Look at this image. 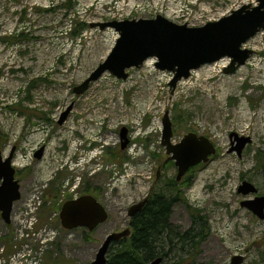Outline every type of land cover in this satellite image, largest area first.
<instances>
[{"label":"rangeland","instance_id":"obj_1","mask_svg":"<svg viewBox=\"0 0 264 264\" xmlns=\"http://www.w3.org/2000/svg\"><path fill=\"white\" fill-rule=\"evenodd\" d=\"M64 2L0 0V148L3 157L14 150L21 191L10 224L0 218V264H29L40 257L43 264H91L106 235L127 227L128 207L155 184L158 165L166 163L160 144L166 110L173 142L192 131L217 148L192 172L191 184L181 188L199 212L193 217L179 202L172 210V225L186 229L196 220L205 228L195 249L181 251L182 263L189 264V258L195 264H232L239 258V264H264V220L241 205L264 195V33L244 44L253 53L234 72L225 73L220 60L205 64L172 92L171 73L157 70L154 58L128 69L124 80L106 71L83 93L72 90L114 44L112 29L90 27V22L161 14L198 26L257 0H71L72 7ZM122 126L129 128L132 142L119 149ZM147 127L145 149L138 134ZM232 133L250 138L240 154L230 151L236 143ZM88 137L105 141V149L86 163ZM40 147L42 155L36 158ZM76 159L77 165L72 163ZM168 163L166 178L174 174ZM75 177L81 183L72 187ZM243 180L257 191L238 192ZM161 183L157 180L155 189ZM82 185L99 190L109 218L92 231L64 230L57 215L60 204ZM37 200L42 208L31 225L29 209ZM176 254H168L165 263L177 264Z\"/></svg>","mask_w":264,"mask_h":264},{"label":"water","instance_id":"obj_2","mask_svg":"<svg viewBox=\"0 0 264 264\" xmlns=\"http://www.w3.org/2000/svg\"><path fill=\"white\" fill-rule=\"evenodd\" d=\"M258 4H243L233 9L229 14L217 20L208 21L200 26H188L186 23L177 24L161 15L154 18H138L109 20L105 22H92L91 26L98 25L101 29L112 27L119 37L106 59L73 90L76 93L83 92L89 82L97 79L102 72L109 70L117 77L125 78V68L140 66L144 59L155 56L157 68L170 70L173 77L169 82L171 91L177 81L182 77L190 75V70L200 65L218 60L223 56L231 58L225 72H232L237 66L243 64L252 50L242 48V44L253 36L257 31H264V0H257ZM66 113L61 115L59 122L63 120ZM162 144L166 145V152L171 153L169 158L174 159L177 166L176 178L179 180L185 171L200 161H206L208 155L215 151L213 144L203 135L188 132L181 140L172 144L171 121L168 111L163 118ZM121 137H125V129L120 131ZM248 138H238V143L232 149L240 154ZM127 138L122 141L124 147ZM35 156L39 158L42 148L38 149ZM12 152L2 159L0 152V215L5 222L10 221L12 204L20 197L19 181L14 178L15 169L11 166ZM255 187L247 181L238 186V191L244 194L255 191ZM260 202L259 205L257 203ZM242 205L250 208L259 217L264 218V195L253 200H244ZM141 203L132 205L129 214L140 209ZM61 224L65 228L84 226L93 229L96 225L107 218V212L102 204L90 194H83L75 199L67 200L60 210ZM129 233L128 229L120 232H112L107 235L98 249L91 264H104L105 253L112 240H117ZM161 257L144 262L142 264H159ZM239 258L233 260L237 264Z\"/></svg>","mask_w":264,"mask_h":264},{"label":"trees","instance_id":"obj_3","mask_svg":"<svg viewBox=\"0 0 264 264\" xmlns=\"http://www.w3.org/2000/svg\"><path fill=\"white\" fill-rule=\"evenodd\" d=\"M64 4L69 7L72 6L71 0H65ZM74 32L75 27H71V33ZM78 33L80 31L75 34ZM4 142L5 140H2L1 143ZM171 182L173 186L178 183L175 179H171ZM190 183V180L186 182L187 185ZM172 191L170 189L169 192L165 193L164 189L161 188L158 193L151 194L147 203L135 212L130 220L132 234L129 238L115 242L117 245L109 249L105 264H141L155 257H161L162 260L163 257L167 258L168 254H174V252L178 256L174 262L178 264L181 260V251L187 247L194 249L197 247L204 238V226L195 220L187 231H176L169 223V214L171 204L179 200L184 202L193 217L199 210L188 204L182 190L177 189L175 194ZM44 211L46 212V208ZM200 217L199 220H201ZM190 264L195 263L193 261Z\"/></svg>","mask_w":264,"mask_h":264},{"label":"flooded vegetation","instance_id":"obj_4","mask_svg":"<svg viewBox=\"0 0 264 264\" xmlns=\"http://www.w3.org/2000/svg\"><path fill=\"white\" fill-rule=\"evenodd\" d=\"M166 165V163L165 164H160V165H158V168H157V171H156V180H155V183H157V180H161V179H163V183H162V186L164 187V189H165V193L166 192H169L168 191V187H172V185H171V178H172V174L169 176V177H167L166 178V176H165V174H164V166ZM168 165H170V166H172V165H174V163H173V161L171 162V163H169ZM174 170H175V168H173ZM176 171V170H175ZM189 175H190V169H189V171H187V173L185 174V178L186 179H189ZM182 185V184H181ZM157 186L154 184L153 186H151V187H149L148 188V190H147V192L144 194V196L141 198V199H139L138 201H141L142 202V204H141V207H143L146 203H147V201H148V199H149V196L152 194V192H153V189L154 188H156ZM181 187H184V185H182ZM154 194V193H153ZM176 205V201L175 202H173L172 204H171V208H170V214H169V223L171 224V215H173V213H172V210H173V207ZM141 209V208H140ZM134 215V214H133ZM132 215V216H133ZM131 216V217H132ZM191 216V215H190ZM131 217H128V218H131ZM192 217V216H191ZM190 221H191V219H190ZM174 224L175 225H172L173 227H177V228H179L180 230H178V231H181V232H185V231H187L188 229H190V227L191 226H189V227H187L186 229H181L178 225H176V222H174ZM165 259L166 258H164L163 257V259L160 261L161 262V264H166L165 263ZM181 262H180V264H183L182 262H183V260H180ZM193 263V260L191 259H186L185 260V263Z\"/></svg>","mask_w":264,"mask_h":264},{"label":"bare ground","instance_id":"obj_5","mask_svg":"<svg viewBox=\"0 0 264 264\" xmlns=\"http://www.w3.org/2000/svg\"><path fill=\"white\" fill-rule=\"evenodd\" d=\"M243 120H246V119H243ZM179 196V195H178Z\"/></svg>","mask_w":264,"mask_h":264}]
</instances>
